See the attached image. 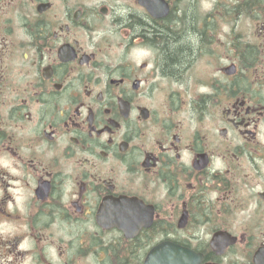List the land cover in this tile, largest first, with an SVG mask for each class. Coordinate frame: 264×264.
Instances as JSON below:
<instances>
[{"label":"flooded vegetation","instance_id":"af4514ba","mask_svg":"<svg viewBox=\"0 0 264 264\" xmlns=\"http://www.w3.org/2000/svg\"><path fill=\"white\" fill-rule=\"evenodd\" d=\"M0 264H264V0H0Z\"/></svg>","mask_w":264,"mask_h":264},{"label":"trees","instance_id":"16d2710c","mask_svg":"<svg viewBox=\"0 0 264 264\" xmlns=\"http://www.w3.org/2000/svg\"><path fill=\"white\" fill-rule=\"evenodd\" d=\"M180 54H181V49L180 48H176V53L174 54L175 55V58L174 59L175 60H178L176 62H180L182 60Z\"/></svg>","mask_w":264,"mask_h":264},{"label":"water","instance_id":"95a60500","mask_svg":"<svg viewBox=\"0 0 264 264\" xmlns=\"http://www.w3.org/2000/svg\"><path fill=\"white\" fill-rule=\"evenodd\" d=\"M154 252H152V255H153Z\"/></svg>","mask_w":264,"mask_h":264}]
</instances>
